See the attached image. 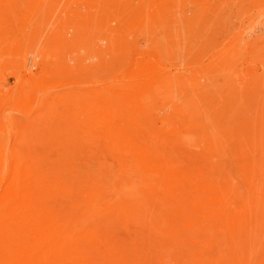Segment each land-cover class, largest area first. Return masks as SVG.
<instances>
[{"label":"rangeland","instance_id":"1","mask_svg":"<svg viewBox=\"0 0 264 264\" xmlns=\"http://www.w3.org/2000/svg\"><path fill=\"white\" fill-rule=\"evenodd\" d=\"M0 149V264H264V0H0Z\"/></svg>","mask_w":264,"mask_h":264},{"label":"bare ground","instance_id":"2","mask_svg":"<svg viewBox=\"0 0 264 264\" xmlns=\"http://www.w3.org/2000/svg\"><path fill=\"white\" fill-rule=\"evenodd\" d=\"M25 170V169H24ZM27 171V170H26ZM253 171V170H252ZM24 172V171H23ZM22 172V170L20 169V166H15V167H13V168H11L10 167V165H9V163L5 160V158H4V154H3V152L1 151V149H0V210H2L0 213H1V219H5V222H12V220H14L15 221V218H21V219H33V221H34V219L35 220H41V218L42 217H44V216H42V203H41V201H40V198L38 197L39 196V194L37 195V192H39L38 190H40L41 188H40V186H38V187H36L37 185H36V183H34V180H33V178H34V175L35 174H33V173H31V172H24L23 173ZM38 172V171H37ZM21 176H23V178H24V180H26V181H28L27 183H22V179H21ZM3 184H5V186H6V188H5V191H4V193H3V195H1V191L2 190H4V189H2L1 190V188H3L2 187V185ZM41 185V184H40ZM36 188H38V190L36 189ZM40 188V189H39ZM41 191V190H40ZM3 192V191H2ZM43 192V191H42ZM41 192V194H44V196H47V194L46 193H42ZM40 194V196H42ZM46 194V195H45ZM42 197V198H45V197ZM47 198V197H46ZM45 198V199H46ZM46 200H48V199H46ZM47 202V201H46ZM183 207V206H182ZM52 208V207H51ZM48 209V208H47ZM47 209H46V213H47ZM185 209V208H184ZM50 210V208L48 209V212H50L49 211ZM52 210H53V208H52ZM160 212V211H159ZM52 213V212H51ZM182 213V212H181ZM181 213H180V215L179 216H181ZM184 213V212H183ZM182 213V214H183ZM53 214V213H52ZM51 214V215H52ZM58 214H59V211H58ZM156 214V213H155ZM44 215V214H43ZM46 215H48V214H46ZM79 215H81V214H79ZM184 215V214H183ZM190 215V214H189ZM50 216V215H49ZM61 217H62V215H60ZM47 217V216H46ZM60 217V218H61ZM59 218V217H58ZM72 218V217H71ZM80 218V217H79ZM51 219L52 218H50V220L49 221H51ZM62 219H65V218H63L62 217ZM45 220V219H44ZM43 220V221H44ZM59 220V219H58ZM67 220H68V218H67ZM66 220V221H67ZM4 221V220H3ZM14 221L12 222L13 224H14ZM28 221V220H27ZM42 221V220H41ZM46 221V220H45ZM53 221V220H52ZM51 221V225H53V222ZM65 221V220H64ZM66 221L64 222V224L66 223ZM70 221V220H69ZM173 221V220H172ZM2 222V221H1ZM0 222V223H1ZM7 222V223H8ZM10 222V223H11ZM18 222V221H17ZM40 222V221H39ZM87 222V221H86ZM2 223H4V222H2ZM6 223V224H7ZM20 223H22V222H20ZM26 223V222H25ZM60 223V222H59ZM31 224H33V223H31ZM49 224V227H51V225H50V222L48 223ZM69 224H70V222H69ZM47 225V224H46ZM59 225V227L58 228H60V224H58ZM70 225H72V224H70ZM70 225H69V227H70ZM4 226V225H3ZM7 226V225H6ZM16 226V225H15ZM14 226V227H15ZM44 226V225H43ZM68 226V225H67ZM66 224H65V227H63L64 229H67L66 227ZM2 227V226H1ZM48 227V228H49ZM53 227V226H52ZM56 227V226H55ZM55 227H53V228H55ZM81 227H82V225H81ZM5 228V227H4ZM7 228V227H6ZM52 228V230L51 231H53L52 232V234H51V232L49 233V234H47L48 232H46L45 233V235L47 236V237H51L54 241H56L57 240V242H61L62 241V236L64 235V233H63V235H61L60 234V232H57V231H54V229ZM73 228V227H72ZM71 228V229H72ZM175 228V227H174ZM10 229V228H9ZM14 229H16V227L14 228ZM32 229H33V227H32ZM31 229V230H32ZM42 229V228H41ZM69 230H70V228H68ZM66 230L65 231V233L67 232V233H69L68 231L69 230ZM165 229H167V227L165 228ZM171 229H172V227L170 228V231L169 232H171ZM2 230H3V228H2ZM23 230H25V229H23ZM61 230V229H60ZM74 232L76 231V230H74V229H72ZM79 230V229H78ZM76 231V232H78V234L77 235H79V231ZM81 230V229H80ZM84 230V229H83ZM83 230H81V231H83ZM5 231H7V230H5ZM4 231V232H5ZM37 231V230H36ZM62 231L63 230H61V233H62ZM72 231V233H74ZM8 232H9V230H8ZM8 232H6L7 234H10V233H8ZM19 232V231H18ZM24 232V231H23ZM87 232V231H86ZM91 232V231H90ZM93 232V231H92ZM82 233V232H81ZM80 233V234H81ZM94 233V232H93ZM12 234V233H11ZM29 234V233H28ZM75 234V235H76ZM85 234H87V233H85ZM99 234V233H98ZM2 235H3V233H2ZM1 235V236H2ZM5 235V234H4ZM3 235V236H4ZM14 235V234H13ZM15 235H17V233L15 234ZM69 235V234H68ZM70 235H71V233H70ZM82 235V234H81ZM94 235H95V233H94ZM10 236V235H9ZM66 236V235H65ZM72 237H74L73 235H71ZM80 236V235H79ZM85 235H83V237H84ZM88 236V235H87ZM6 237H8V236H6ZM11 237V236H10ZM32 237H34V236H32ZM36 237V236H35ZM43 237V236H42ZM45 237V236H44ZM43 237V238H44ZM81 237V236H80ZM12 238V237H11ZM13 238H15V237H13ZM30 237H28V239H29ZM39 238V237H38ZM41 238V237H40ZM3 240H1V241H5V239L4 238H2ZM45 239V238H44ZM43 239V240H44ZM84 239V238H83ZM35 240V239H34ZM47 240V239H46ZM50 240V239H49ZM78 240V239H77ZM80 240V239H79ZM97 240V239H96ZM10 241V244L12 243L11 241H12V239L11 240H9ZM52 241V240H51ZM50 241V242H51ZM54 241H52V242H54ZM68 241H70V240H68ZM75 241V240H74ZM73 241V242H74ZM81 241V240H80ZM99 241V240H98ZM7 243H8V241H6ZM28 242H29V240H28ZM43 242V241H42ZM72 242V243H73ZM41 243V242H40ZM45 243V242H44ZM49 243V242H48ZM65 243H67V242H65ZM64 243V244H65ZM68 243H71V242H68ZM68 243H67V245H68ZM13 244H15V242L13 243ZM25 244H27V243H25ZM52 244V243H51ZM18 245H19V243H18ZM43 245H45V244H43ZM84 245V244H83ZM10 246V245H9ZM15 246V245H14ZM14 246H12V247H14ZM40 246V245H39ZM42 246V245H41ZM50 246V245H49ZM72 246V245H71ZM78 246H80V245H77V247ZM12 247L10 248H8V249H12ZM38 247V246H37ZM43 247V246H42ZM45 247V246H44ZM61 247V246H60ZM68 247V246H67ZM73 247V246H72ZM81 247V246H80ZM83 247V246H82ZM82 247L80 248V249H82ZM84 247H86L85 245H84ZM83 247V248H84ZM54 248V247H53ZM58 248V247H57ZM62 248V247H61ZM70 248V247H69ZM79 248V247H78ZM259 248V247H258ZM0 249H3V248H1V246H0ZM18 249V248H17ZM28 249H29V247H28ZM35 249H36V247H35ZM37 249H39V248H37ZM43 249V248H42ZM50 248H48L47 250H49ZM58 249H60V248H58ZM79 249V250H80ZM13 250H14V248H13ZM12 250V251H13ZM22 250V249H21ZM31 250V249H30ZM45 250V249H44ZM52 250V249H51ZM55 250H56V248H55ZM54 250V251H55ZM68 250V249H67ZM75 250H76V248H75ZM83 250V249H82ZM50 251V250H49ZM65 251V250H64ZM4 252V249H3V251L1 250L0 251V254L1 253H3ZM9 252V251H8ZM35 251H33V253H34ZM42 253H43V251H41ZM40 252V253H41ZM52 252V251H51ZM67 252V251H66ZM70 252V251H69ZM75 252V251H74ZM26 253H27V251H26ZM45 253H46V251H45ZM44 253V254H45ZM4 254V253H3ZM12 254V253H11ZM18 254V253H17ZM16 254V255H17ZM35 254H36V252H35ZM35 254H33V261H32V263L33 264H37V263H35L37 260H38V262H39V264H43V259L44 258H41V257H39V258H37V255H35ZM48 254H50V252L48 253V251H47V255ZM52 254H53V252H52ZM82 254H84L83 252H82ZM87 254H88V247H87ZM9 255H10V253H9ZM27 255V254H26ZM29 255L31 256V254L29 253ZM39 255V254H38ZM46 255V254H45ZM45 255H43V257L45 256ZM93 255V254H92ZM1 256V255H0ZM24 256V255H23ZM63 256V255H62ZM65 256V255H64ZM71 256H73V255H71ZM75 256V255H74ZM73 256V257H74ZM88 256V255H87ZM10 257H11V255H10ZM14 257V256H13ZM21 257V256H20ZM27 257H28V255H27ZM45 257H47V256H45ZM49 257H50V255H49ZM48 257V258H49ZM60 257V256H59ZM5 258H6V256H4V260H5ZM47 258V259H48ZM53 258H55V256L53 257ZM57 258H58V256H57ZM70 258V257H69ZM72 258V257H71ZM83 258V257H82ZM88 258V257H87ZM13 259V258H12ZM16 259V258H15ZM20 258H18L17 260H19ZM21 259H22V257H21ZM29 259V258H28ZM27 259V260H28ZM51 259H52V257H51ZM56 259V258H55ZM63 259V258H62ZM65 259V258H64ZM74 259V258H73ZM72 259V260H73ZM81 259V258H80ZM0 260H3V259H0ZM8 259H6V261H7ZM16 260V261H17ZM23 260V259H22ZM46 260V259H45ZM75 260V259H74ZM83 260V259H82ZM25 261V260H24ZM30 261V263H31V260H29ZM58 261V260H57ZM78 261H80V260H78ZM87 261H88V259H87ZM91 261L92 260H90V264H91ZM17 262H19V261H17ZM15 263V261H14V263L15 264H19V263ZM21 262V261H20ZM49 262V261H48ZM47 262V263H48ZM55 262V261H54ZM53 262V263H54ZM70 262V261H69ZM83 262V261H82ZM93 262V261H92ZM1 263H3L2 261H1ZM22 264H23V261L21 262ZM25 263H26V261H25ZM27 263H28V261H27ZM26 263V264H27ZM31 263V264H32ZM46 263V262H45ZM52 263V264H53ZM59 263H61L60 262V258H59ZM58 263V264H59ZM63 263V262H62ZM61 263V264H62ZM64 263H66L65 262V260H64ZM71 263H73V262H71ZM71 263H66V264H71ZM86 263V260H85V262L83 263V264H85ZM4 264H8V262L7 263H4ZM12 264V263H11ZM54 264H56V263H54ZM75 264H77V263H75ZM79 264V263H78Z\"/></svg>","mask_w":264,"mask_h":264}]
</instances>
